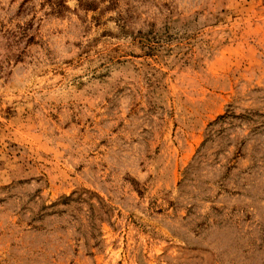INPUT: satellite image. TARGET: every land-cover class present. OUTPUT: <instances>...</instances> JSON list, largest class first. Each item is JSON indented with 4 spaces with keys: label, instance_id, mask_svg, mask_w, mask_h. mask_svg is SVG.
Here are the masks:
<instances>
[{
    "label": "rangeland",
    "instance_id": "374dc122",
    "mask_svg": "<svg viewBox=\"0 0 264 264\" xmlns=\"http://www.w3.org/2000/svg\"><path fill=\"white\" fill-rule=\"evenodd\" d=\"M0 264H264V0H0Z\"/></svg>",
    "mask_w": 264,
    "mask_h": 264
}]
</instances>
